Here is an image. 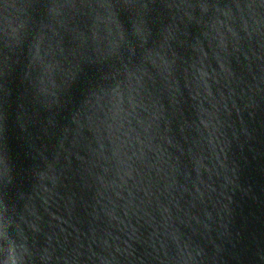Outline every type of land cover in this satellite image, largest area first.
Returning <instances> with one entry per match:
<instances>
[{"label":"water","instance_id":"obj_1","mask_svg":"<svg viewBox=\"0 0 264 264\" xmlns=\"http://www.w3.org/2000/svg\"><path fill=\"white\" fill-rule=\"evenodd\" d=\"M0 264H264V0H0Z\"/></svg>","mask_w":264,"mask_h":264}]
</instances>
